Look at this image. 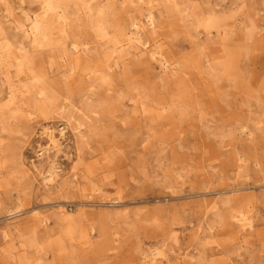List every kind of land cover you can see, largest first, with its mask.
I'll use <instances>...</instances> for the list:
<instances>
[{
  "label": "rangeland",
  "instance_id": "374dc122",
  "mask_svg": "<svg viewBox=\"0 0 264 264\" xmlns=\"http://www.w3.org/2000/svg\"><path fill=\"white\" fill-rule=\"evenodd\" d=\"M144 1L99 0L90 12L73 11L72 38L51 49L31 48L0 20V42L11 45L0 58V231L21 227L11 241L0 237V264H141L153 248L168 253L162 264H264V0ZM147 2L162 27L157 45L176 64L170 78L127 41L130 20L143 22ZM36 5L26 2L22 11L37 15ZM9 7L22 22L17 6ZM99 8L105 38L94 32ZM206 18L219 28L206 29ZM25 52L49 93L74 102L93 93L91 153L75 171L71 131L59 137L60 121L44 123L34 74L16 67L14 55ZM45 125L59 139L62 170L48 191L29 166L46 143ZM87 168L111 202L80 192ZM75 172L77 186L69 188ZM78 206L86 215L70 233L59 212ZM33 211L48 223L35 226ZM236 211L254 219V233L237 227ZM177 248L175 259L168 251Z\"/></svg>",
  "mask_w": 264,
  "mask_h": 264
},
{
  "label": "bare ground",
  "instance_id": "6f19581e",
  "mask_svg": "<svg viewBox=\"0 0 264 264\" xmlns=\"http://www.w3.org/2000/svg\"><path fill=\"white\" fill-rule=\"evenodd\" d=\"M99 0H0V20L4 23L11 25L10 29L12 31L20 32L21 36L30 47L37 49L41 46H47L50 49L57 46L65 44L66 41L71 37L70 32L67 28V21L73 11L79 9H84L91 11L93 9L92 3H97ZM36 3L35 9L39 11L36 15L31 11H22L23 5L26 3ZM140 4H145L144 0H138ZM8 3L11 5H16L17 9L20 10L23 21L18 22L15 14L12 12ZM147 12L144 15L143 22L132 18L129 23V34L127 35V41L129 43L130 49L132 48L134 52H143L147 58L158 65L162 74L165 78H170L175 75V63L172 62L169 54L163 50L157 42L161 36L162 27L158 23L157 16L152 11V3L147 2ZM14 8V7H13ZM106 11H102L100 8L97 10L98 20L94 28V32L100 38H105L107 36V27L103 21V16H105ZM219 20L214 18H206L203 22V26L206 29H218ZM54 34H59V38H54ZM23 45V42L17 43ZM73 49H76V44L70 43ZM11 45L3 38V42H0V58L3 54L8 52ZM23 47L20 48L22 50ZM112 53L115 50L112 49ZM111 53V54H112ZM111 54L107 57H111ZM14 59L18 60L16 67L18 70L28 68L34 74V80L36 87H38L37 96L42 98L41 104H36L38 114L44 121V123H49L53 121H60L61 123L57 126V133L59 137L64 136L65 130L69 129L75 140V157L76 161L72 163L71 168L73 171L82 164L81 158L89 155L90 143L93 138L92 130L90 129L91 121L98 115L97 110L88 101V98L93 96L90 90V95L87 99L81 100L79 102H74L68 95H55L49 93L44 88L45 75L42 72L35 71L33 69L34 62L32 58L28 57L26 52L20 56L14 55ZM117 61H114L113 66L117 65ZM108 67V66H107ZM110 68V67H108ZM40 85V86H39ZM246 131V128H242ZM41 133L46 138V143L44 145H38V150L36 158L30 163V170L37 176L40 177L42 185L46 191L57 187L58 179L61 177V167L57 165L56 159L60 149L59 139L56 137V132L51 125H45L42 127ZM245 136L250 139L252 134L246 132ZM239 159H242L240 156ZM95 169L87 168L86 171L80 176V181L77 183L79 186L81 184L80 192L83 193L87 199L95 197L98 198L100 202L107 203L111 202L110 199L106 198L104 191L100 185H96L93 181V175ZM77 172L71 173L69 176L68 186L72 188L77 184H73L77 180ZM81 183V184H80ZM73 184V186H72ZM90 187V188H89ZM87 188H89L88 193H84ZM239 189H232L231 191H237ZM202 203L207 204L209 201L202 200ZM210 204V203H209ZM82 208V209H81ZM19 213V210L12 211L7 210L6 215L9 217H15ZM58 222L61 225H66L70 233H73L75 228V223L81 220L82 217L86 215V210L83 206H78L76 212L72 214L67 210L62 213L59 212ZM31 222L35 226L40 224H47L48 219L41 217L39 213L33 211L30 215ZM231 218L234 220L237 227L248 234H252L255 231V221L251 216L246 215L243 212L236 211ZM16 223H12L5 226V229L0 231V237L4 241H11V236L14 233H20L21 227ZM93 232L92 229L84 231L81 233L80 237L89 236ZM180 249L177 248L176 251L170 249L168 252L170 254H175V259L180 255ZM141 264H162L168 259V253L163 248H153L148 252L141 253ZM192 259V257L190 258Z\"/></svg>",
  "mask_w": 264,
  "mask_h": 264
}]
</instances>
